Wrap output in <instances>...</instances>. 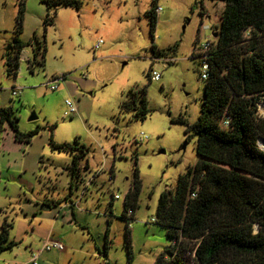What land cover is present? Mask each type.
Returning <instances> with one entry per match:
<instances>
[{
    "label": "rangeland",
    "instance_id": "rangeland-1",
    "mask_svg": "<svg viewBox=\"0 0 264 264\" xmlns=\"http://www.w3.org/2000/svg\"><path fill=\"white\" fill-rule=\"evenodd\" d=\"M75 1L80 8L0 0V108L14 111L21 133H35L20 143L9 123L0 132V231L9 225L8 239L15 242L0 254V264H29L49 235L66 250L45 251L39 264H155L172 244L167 230L153 223L159 197L175 191L179 176L199 159L197 138L185 135L186 124L198 121L205 91L203 59L197 57L208 41L215 42L225 3L156 0L161 11L153 40L147 16L153 0ZM21 3L19 36L32 45L24 50L17 77H9L2 57ZM153 45L171 51L155 60ZM37 53L31 72L28 59ZM155 71L161 74L157 82L150 80ZM62 77L59 90L51 91L53 80ZM131 90H146L144 119L122 108ZM66 100L74 102L76 114H68ZM136 103L141 108L140 95ZM258 110L264 118L260 102ZM142 133L147 140L140 142ZM75 141L88 151L80 163L88 169L73 181L71 154L51 143ZM136 168L141 190L135 220L128 224L122 214ZM80 178L95 181L84 191ZM65 200L76 203L70 208L75 219L54 209V201L60 206Z\"/></svg>",
    "mask_w": 264,
    "mask_h": 264
},
{
    "label": "trees",
    "instance_id": "trees-1",
    "mask_svg": "<svg viewBox=\"0 0 264 264\" xmlns=\"http://www.w3.org/2000/svg\"><path fill=\"white\" fill-rule=\"evenodd\" d=\"M215 1H223L225 6L214 33L218 37L205 55L210 69L209 77L204 79L202 109L193 125L181 122L187 125V138H197L199 159L179 176L175 191L166 189L159 197L153 223L167 230L172 244L158 255L155 264H264V151L259 147L260 140H264V118L258 116L259 102L264 100V0ZM42 2L48 8L81 5L75 0ZM158 8L153 0L147 13L153 40ZM18 10L15 35L5 45L2 57L9 77H17L22 53L32 45L22 42L19 36L24 18L22 3ZM52 22L45 20V24ZM151 51L158 60L166 58L171 50L153 45ZM37 55L28 60L31 72ZM145 93L146 90H131L122 108L146 118ZM138 95L141 108L136 103ZM225 116L229 118L228 127L222 124ZM16 121L18 117L11 108H0V132L2 125L9 123L15 140L30 142L35 133H21ZM51 145L54 150L71 154L69 173L76 180L87 149L77 141ZM138 173L136 168L134 188L125 198L122 217L128 224L135 220L134 214L128 216L129 211L134 213L138 206ZM8 234L9 225L3 224L0 254L15 246Z\"/></svg>",
    "mask_w": 264,
    "mask_h": 264
},
{
    "label": "built area",
    "instance_id": "built-area-1",
    "mask_svg": "<svg viewBox=\"0 0 264 264\" xmlns=\"http://www.w3.org/2000/svg\"><path fill=\"white\" fill-rule=\"evenodd\" d=\"M160 11H161V8L159 7L157 9V12L160 13ZM102 44H103V41L100 40L98 43L95 44L94 49L98 50ZM213 45H214V42L208 41L201 48V50L198 52V55H200L201 59H203V63L201 64L202 80L207 79L209 77L210 66H209V61L205 57V55L210 51V49H211V47H213ZM160 78H161V74L159 72L155 71V72H152L150 80L153 82L154 81L157 82V81H159ZM60 80H63V77L53 80L54 84H52V83L50 84L51 91L59 90ZM12 94H13V96H20V92L17 89H13ZM261 104L264 105V100L261 102ZM66 105H67V109H68V114L74 115L77 113L76 105L74 104L73 101L66 100ZM222 124L224 126H227V127L229 126L230 123H229L228 116H225L222 119ZM145 140H147V137L142 133L140 135V142L145 141ZM133 214L134 213L130 210L128 213V216L131 217V216H133ZM153 221L155 222L156 220H153ZM53 250L64 252L66 250V248L64 247L63 242L61 240H55V239H52L51 237H48V239L45 240L41 251L50 252ZM41 251H37V252L32 254L31 264H38V258H39V254Z\"/></svg>",
    "mask_w": 264,
    "mask_h": 264
},
{
    "label": "crops",
    "instance_id": "crops-1",
    "mask_svg": "<svg viewBox=\"0 0 264 264\" xmlns=\"http://www.w3.org/2000/svg\"><path fill=\"white\" fill-rule=\"evenodd\" d=\"M24 52L25 51H23V53H22V57H21V59L24 57ZM29 60V59H28ZM63 79H64V77H63ZM80 167H81V165H80ZM88 169V165H86V167L84 168V167H81V171H80V173L82 172V171H84V170H87ZM81 179V178H80ZM95 181V179L93 178V179H91V178H88L87 179V181L85 182V180H83V179H81V183H83V184H85V188H83V190L85 191L86 190V188H88V186L90 185V184H92L93 182ZM85 193V192H84ZM83 196H85V194H83ZM50 203V202H49ZM49 203H47L48 205H49ZM59 203H61L60 201L58 202V201H54V203H53V207H54V209H58L59 211H58V215H60L62 212H65V211H68L71 215H72V217H74V219H75V211L73 210V209H71L70 210V208H73V206L76 204L75 202H73V201H69V200H65V202L64 203H62L60 206H59ZM68 206H70V207H68ZM49 208H51V207H49ZM52 209V208H51ZM135 214V213H134ZM5 221V220H4ZM71 222V221H70ZM48 237H50V235L48 236ZM48 237H45L44 238V242H45V240L46 239H48ZM44 242H43V244H44ZM43 247V246H42ZM42 250V249H41ZM41 250H39V251H41ZM45 251H41L40 252V254H39V258H38V264H39V259H40V256L44 253ZM33 254V253H32ZM31 257H32V255H31ZM29 264H31V259H30V261H29Z\"/></svg>",
    "mask_w": 264,
    "mask_h": 264
},
{
    "label": "water",
    "instance_id": "water-1",
    "mask_svg": "<svg viewBox=\"0 0 264 264\" xmlns=\"http://www.w3.org/2000/svg\"><path fill=\"white\" fill-rule=\"evenodd\" d=\"M213 35H214V38H215V40H216L217 37H218V35H217V34H213ZM35 119H36L35 114H33V115L30 117V120H35ZM261 143L264 144V140H260V142H259V147H260ZM186 144H187V142L184 143V145H183V147H182L183 150H185ZM260 148H261V147H260ZM261 149L264 151V145H263V148H261Z\"/></svg>",
    "mask_w": 264,
    "mask_h": 264
}]
</instances>
